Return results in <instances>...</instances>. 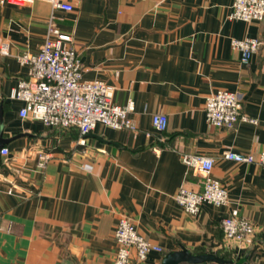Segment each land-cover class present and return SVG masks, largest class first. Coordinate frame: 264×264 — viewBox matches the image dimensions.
<instances>
[{"label": "crops", "instance_id": "obj_1", "mask_svg": "<svg viewBox=\"0 0 264 264\" xmlns=\"http://www.w3.org/2000/svg\"><path fill=\"white\" fill-rule=\"evenodd\" d=\"M70 1L69 11L46 0L0 3V47L8 49L0 52V149H8L0 154V264H113L121 216L162 249L130 264H161L181 246L226 255L233 262L225 264H264V169L222 156L232 149L256 158L264 142V18L229 19L233 0ZM49 25L71 37L83 79L111 85L116 104L133 103L135 129L98 123L80 134L18 115L23 103L9 95L29 69L17 56L38 50ZM245 37L260 43L242 63L230 40ZM218 89L238 92L256 123L207 124L205 98ZM155 113L167 116L163 132L151 126ZM39 152L50 154L44 167ZM185 153L213 158L210 176L226 188V204L204 203L191 216L175 201L181 186L202 189ZM233 208L253 223L250 246L223 237Z\"/></svg>", "mask_w": 264, "mask_h": 264}, {"label": "built area", "instance_id": "obj_2", "mask_svg": "<svg viewBox=\"0 0 264 264\" xmlns=\"http://www.w3.org/2000/svg\"><path fill=\"white\" fill-rule=\"evenodd\" d=\"M34 0H0V3L15 5L31 3ZM53 8L69 11L70 0H46ZM228 18L245 22L264 18V0H233ZM71 37L60 33L49 25L47 35L35 52H23L17 56L22 65L29 69L28 78L18 80L9 97L23 104L18 111L21 118L31 117L41 120L45 125L69 128L75 127L80 134L91 132L96 124L120 129H135L136 126L128 113L133 103L119 105L112 101L113 87L101 79H83L84 68L77 51L65 42ZM260 40L256 37L232 38L230 45L240 54V61L247 63L256 51ZM0 52L8 54L7 45ZM204 115L207 124L220 128H232L238 120L256 123L241 112L240 94L236 91L218 89L205 98ZM151 126L163 132L167 126V116L155 113L151 116ZM0 154L7 156L8 149L3 147ZM225 159L236 162H257L264 169V142L258 156L251 153L226 149L222 152ZM37 165L44 167L50 158L47 152L37 154ZM182 162L193 171L201 173L202 189L194 191L181 186L175 193V201L188 215L195 216L201 205L214 206L226 204L229 200L226 188L210 176L214 160L202 154L185 153ZM223 237L238 247L250 246L253 242L254 226L237 208L222 219ZM116 250L113 264H130L145 259L151 251L161 252L160 246L143 237L132 221L125 216L117 219L113 230Z\"/></svg>", "mask_w": 264, "mask_h": 264}, {"label": "water", "instance_id": "obj_3", "mask_svg": "<svg viewBox=\"0 0 264 264\" xmlns=\"http://www.w3.org/2000/svg\"><path fill=\"white\" fill-rule=\"evenodd\" d=\"M1 119V112H0ZM2 124L0 125V146L6 140L1 137ZM206 262H213L217 264L232 263V260L225 259L222 256H218L214 253H192L184 246H181L178 250L170 251L164 254L161 264H202Z\"/></svg>", "mask_w": 264, "mask_h": 264}, {"label": "trees", "instance_id": "obj_4", "mask_svg": "<svg viewBox=\"0 0 264 264\" xmlns=\"http://www.w3.org/2000/svg\"><path fill=\"white\" fill-rule=\"evenodd\" d=\"M223 257H225V259H230V258H228V256H226V255H223Z\"/></svg>", "mask_w": 264, "mask_h": 264}]
</instances>
